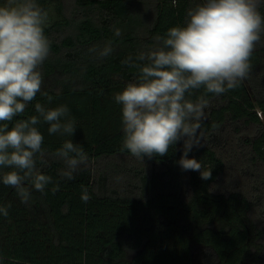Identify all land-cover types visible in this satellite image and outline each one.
<instances>
[{
    "label": "trees",
    "instance_id": "trees-1",
    "mask_svg": "<svg viewBox=\"0 0 264 264\" xmlns=\"http://www.w3.org/2000/svg\"><path fill=\"white\" fill-rule=\"evenodd\" d=\"M37 2L49 14L50 52L39 69L41 92L14 120L38 115L36 103L65 105L76 132L49 134L47 123L36 125L44 136L37 168L52 177L44 194L31 190L25 204L0 181V206L11 205L7 217L0 214V264H264V35L238 88L220 95L201 88L190 97L209 102L201 145L188 154L211 170L203 180L177 163L183 141L143 161L121 151L114 95L138 73L125 61L146 63L138 55L156 48L170 27L184 26L204 0ZM109 43L111 54L101 56ZM65 140L88 157L72 180L61 177L66 165L55 156Z\"/></svg>",
    "mask_w": 264,
    "mask_h": 264
},
{
    "label": "clouds",
    "instance_id": "clouds-1",
    "mask_svg": "<svg viewBox=\"0 0 264 264\" xmlns=\"http://www.w3.org/2000/svg\"><path fill=\"white\" fill-rule=\"evenodd\" d=\"M187 15L184 26L170 27L165 36L157 37L156 48L138 55L146 63L133 64L131 57L125 61L138 73L114 99L122 112L121 151L143 161L144 157H164L170 147L183 141L177 163L182 170L198 171L201 179L208 180L211 170H204L188 154L201 145V122L209 102L205 95L195 101L190 97L201 88L205 94L220 95L240 86L264 35V15L259 0H204ZM48 25L49 14L37 0H6L0 5V168L8 169L0 181L14 188L25 204L31 199V190L44 194L52 183V177L37 168V158L44 156V136L36 125L41 120L47 123L49 134L73 137L76 132V121L65 105L46 109L36 103L38 115L14 120L23 116L29 102L41 92L39 69L50 52L45 35ZM111 52L109 43L100 55ZM55 156L66 165L60 175L68 180L88 160L83 147L73 140H65ZM58 190L57 183L51 191ZM81 199L85 203L90 199L83 186ZM10 207L0 206V214L7 217Z\"/></svg>",
    "mask_w": 264,
    "mask_h": 264
},
{
    "label": "rangeland",
    "instance_id": "rangeland-1",
    "mask_svg": "<svg viewBox=\"0 0 264 264\" xmlns=\"http://www.w3.org/2000/svg\"><path fill=\"white\" fill-rule=\"evenodd\" d=\"M6 2V0H4V3Z\"/></svg>",
    "mask_w": 264,
    "mask_h": 264
}]
</instances>
